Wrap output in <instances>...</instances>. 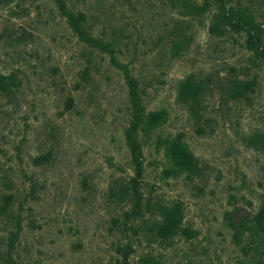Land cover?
Wrapping results in <instances>:
<instances>
[{"label":"rangeland","instance_id":"rangeland-1","mask_svg":"<svg viewBox=\"0 0 264 264\" xmlns=\"http://www.w3.org/2000/svg\"><path fill=\"white\" fill-rule=\"evenodd\" d=\"M263 53L264 0H0V264H264Z\"/></svg>","mask_w":264,"mask_h":264},{"label":"trees","instance_id":"trees-1","mask_svg":"<svg viewBox=\"0 0 264 264\" xmlns=\"http://www.w3.org/2000/svg\"><path fill=\"white\" fill-rule=\"evenodd\" d=\"M206 5V4H205ZM223 18L226 19L228 24L235 30H239L241 28V24L245 22V15L239 12L233 13L232 16H228L225 14ZM73 25L77 27L78 20L77 18L73 17ZM218 26V25H217ZM219 28V27H218ZM264 57V53H263ZM243 86V87H242ZM237 85L241 88H247L248 85L242 84ZM7 90V83L3 78V75L0 73V92H5ZM243 90V89H242ZM241 91V90H240ZM200 93V84L196 83L191 77H188L185 81H183L181 88L179 90V97L183 100H192L197 97ZM73 104V100L69 99V105ZM163 118L162 111H155L152 112L149 117L150 125H156L160 120ZM130 152H131V161L134 166L135 176L132 178L133 184H138V179L142 177V161H141V145L137 141H132L129 143ZM182 153L175 155V158H179L180 160L182 157L180 156ZM160 222L157 227V233L160 237L167 239L174 235H177L179 232L182 231L181 223H182V213L179 206H164L161 209L160 213ZM254 222L256 225H260L264 228V208H262L254 217Z\"/></svg>","mask_w":264,"mask_h":264}]
</instances>
